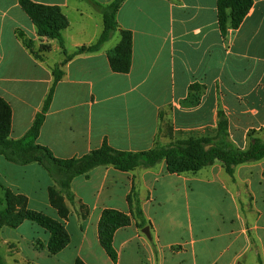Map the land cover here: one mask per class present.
Segmentation results:
<instances>
[{
    "label": "crops",
    "instance_id": "obj_1",
    "mask_svg": "<svg viewBox=\"0 0 264 264\" xmlns=\"http://www.w3.org/2000/svg\"><path fill=\"white\" fill-rule=\"evenodd\" d=\"M31 1L59 8L68 26L63 49L39 36L19 0H0V97L11 107L13 140L27 134L42 110L55 66L104 30L102 13L87 0ZM218 1L125 0L111 39L61 67L37 144L62 160L104 144L141 153L157 142L215 137L222 119L239 149L248 148L250 134L264 141V0H253L226 38ZM123 31L132 33V62L128 73H116L108 53ZM167 131L173 141H161ZM0 184L25 197L28 210L60 222L70 237L53 255L51 234L37 224L3 225L0 253L7 264H264V159L238 165L233 177L220 162L185 174L169 173L165 162L131 172L97 167L73 179L72 203L62 193L66 217L50 202V189L60 187L37 163L18 166L0 156ZM136 200L143 227L133 215ZM106 210L130 221L114 234L116 262L99 238Z\"/></svg>",
    "mask_w": 264,
    "mask_h": 264
},
{
    "label": "trees",
    "instance_id": "obj_2",
    "mask_svg": "<svg viewBox=\"0 0 264 264\" xmlns=\"http://www.w3.org/2000/svg\"><path fill=\"white\" fill-rule=\"evenodd\" d=\"M87 1L102 13L104 30L94 44L76 48L72 54H67L64 50L65 59L53 69L54 82L43 108L37 114L33 125L24 137L18 140L9 138L12 111L9 104L0 97V156L18 166L33 163L41 165L60 187V191L51 188L49 196L51 204L59 210L61 216H67L63 213L64 197L62 193L72 203L70 187L73 179L87 175L97 167L111 166L121 172H131L137 168H153L165 162L169 173L185 174L197 173L216 162H220L225 172L233 177L235 167L238 165L264 159V141L250 134L248 148L239 149L230 139L229 125L226 119L219 121L215 137H190L166 145L157 142L152 149L141 153L117 151L104 144L101 148L83 157L62 160L56 158L47 147L37 144L46 114L53 100L55 87L64 75L61 67L78 55L98 52L118 29L117 13L125 0H115L108 6H102L94 0ZM19 3L37 26L39 36L56 39L64 49L63 31L67 28L68 22L61 10L57 7L36 4L31 0H19ZM252 4L253 0L218 1L219 27L223 38H226L229 28L233 30L239 28L248 15ZM121 35L119 44L109 51L108 58L112 71L128 73L132 62V33L123 31ZM26 45L31 47L28 42ZM11 200L20 202L22 206L20 205L15 210L14 207H12L13 210L8 208L0 213V229L6 224L16 227L23 221H31L51 234V241L48 245L51 254H58L69 244V234L60 222L42 213L28 210L25 197L15 195L0 184V207L5 202L10 203ZM129 201L132 202V197H129ZM133 209L134 217L142 221L140 227H143L145 220L137 200L133 204ZM129 222L127 216L117 211L106 210L102 214L99 238L107 255L114 262L117 260V253L113 247L114 234L117 229L127 226ZM0 264H7L1 253ZM75 264L85 263L78 259Z\"/></svg>",
    "mask_w": 264,
    "mask_h": 264
},
{
    "label": "rangeland",
    "instance_id": "obj_3",
    "mask_svg": "<svg viewBox=\"0 0 264 264\" xmlns=\"http://www.w3.org/2000/svg\"><path fill=\"white\" fill-rule=\"evenodd\" d=\"M213 133H209L208 135L210 136V135H212ZM192 137H196V135H191ZM188 137H190L189 135L187 136V138ZM174 140V138L172 137V135H171V133H170V131H167L166 133H163L162 134V136H161V141H164V142H169V141H173ZM20 202H18V201H10V203H7V202H5L1 207H0V213L1 212H3V211H5L6 209H10V210H13V208L12 207H14V210L16 209V208H19L20 207ZM22 206V205H21ZM68 212H69V208H68V206L66 205V204H64V207H63V213L65 214V215H67L68 214ZM3 221H5V220H3Z\"/></svg>",
    "mask_w": 264,
    "mask_h": 264
},
{
    "label": "water",
    "instance_id": "obj_4",
    "mask_svg": "<svg viewBox=\"0 0 264 264\" xmlns=\"http://www.w3.org/2000/svg\"><path fill=\"white\" fill-rule=\"evenodd\" d=\"M143 233H144L147 237H149V238L151 237L148 228L144 229V230H143Z\"/></svg>",
    "mask_w": 264,
    "mask_h": 264
}]
</instances>
